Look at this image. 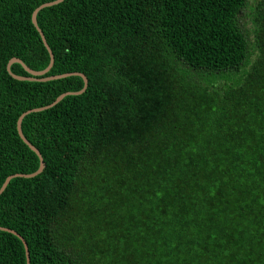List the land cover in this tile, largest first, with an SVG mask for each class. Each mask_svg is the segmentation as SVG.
<instances>
[{"label": "trees", "instance_id": "obj_1", "mask_svg": "<svg viewBox=\"0 0 264 264\" xmlns=\"http://www.w3.org/2000/svg\"><path fill=\"white\" fill-rule=\"evenodd\" d=\"M0 0V228L29 264H264V0ZM241 15L250 25L245 30ZM10 73L31 76L21 65ZM0 264H27L0 231Z\"/></svg>", "mask_w": 264, "mask_h": 264}, {"label": "water", "instance_id": "obj_2", "mask_svg": "<svg viewBox=\"0 0 264 264\" xmlns=\"http://www.w3.org/2000/svg\"><path fill=\"white\" fill-rule=\"evenodd\" d=\"M63 0H57L55 2H52V3H47V4H43L41 6H39L38 8H36L34 10V12L32 13V16H31V22L33 24V26L35 27V29L37 30V32L39 33L40 35V38L42 40V43L45 47V49L47 50L49 56H50V64L48 66V68L42 72H34L32 70H30L28 67H26L19 59H11L8 64H7V67H6V70L7 72L9 73V75L16 79V80H19V81H34L36 79H34V77H41V76H44L49 70L50 68L52 67V61H53V58H52V53L50 51V49L48 48L47 44H46V41L44 39V36L42 34V32L39 30V28L37 27V22H36V16L37 14L45 9V8H49V7H53L55 5H58L62 2ZM13 64H19L22 66V68L24 69V71L26 73H28L31 77L30 78H23V77H18V76H15L13 74L10 73V67L11 65ZM69 76H78L80 78H82L83 82H84V88L82 89V91L78 92V93H65V94H62L60 95L52 104H50L49 106L47 107H44V108H40V109H34V110H30V111H27L25 113H23L19 118H18V121H17V124H16V129H17V133H18V136L20 137V139L23 141V143L37 156V158L39 159V169L37 172H35L34 174H30V175H13V176H9L5 182L2 184L1 188H0V195L4 192V190L6 189L7 185L9 184V182L14 179V178H23V179H31L37 175H39L42 170H43V160L41 158V155L40 153L32 146L30 145L26 140L25 138L23 137L22 135V131H21V123H22V120L24 119L25 116L31 114V113H35V112H41L43 110H46L48 108H51L53 107L54 105H56L57 103H59L64 97L66 96H71V95H78V94H81L84 89L86 88L87 86V80L86 78L81 75V74H65V75H61V76H57V77H53V78H49L48 80H57V79H62V78H66V77H69ZM0 231L1 232H5V233H8V234H11L15 237H17L23 244L24 246V250H25V256H26V263L29 264V252H28V248H27V245L25 243V241L22 239V237H20L17 233H15L14 231L12 230H9V229H6V228H0Z\"/></svg>", "mask_w": 264, "mask_h": 264}, {"label": "rangeland", "instance_id": "obj_3", "mask_svg": "<svg viewBox=\"0 0 264 264\" xmlns=\"http://www.w3.org/2000/svg\"><path fill=\"white\" fill-rule=\"evenodd\" d=\"M241 18L243 19V20H242V25H243L244 29H245V30L249 29L250 25L248 24L247 19H245V18L243 17V15H241Z\"/></svg>", "mask_w": 264, "mask_h": 264}]
</instances>
